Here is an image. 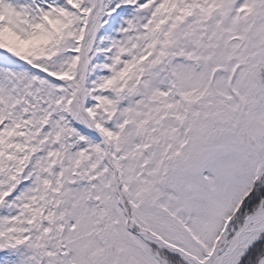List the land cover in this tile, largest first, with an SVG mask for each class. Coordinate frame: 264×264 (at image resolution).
Wrapping results in <instances>:
<instances>
[{"label":"snow or ice","instance_id":"snow-or-ice-1","mask_svg":"<svg viewBox=\"0 0 264 264\" xmlns=\"http://www.w3.org/2000/svg\"><path fill=\"white\" fill-rule=\"evenodd\" d=\"M0 264H264V0H0Z\"/></svg>","mask_w":264,"mask_h":264}]
</instances>
